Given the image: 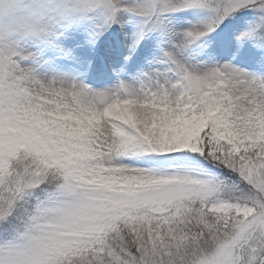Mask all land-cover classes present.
I'll return each mask as SVG.
<instances>
[{
  "label": "snow or ice",
  "instance_id": "obj_1",
  "mask_svg": "<svg viewBox=\"0 0 264 264\" xmlns=\"http://www.w3.org/2000/svg\"><path fill=\"white\" fill-rule=\"evenodd\" d=\"M89 4L105 23L142 17L133 47L170 13L209 15L166 68L112 90L42 80L0 49V264H264V80L184 54L264 0Z\"/></svg>",
  "mask_w": 264,
  "mask_h": 264
},
{
  "label": "rangeland",
  "instance_id": "obj_2",
  "mask_svg": "<svg viewBox=\"0 0 264 264\" xmlns=\"http://www.w3.org/2000/svg\"><path fill=\"white\" fill-rule=\"evenodd\" d=\"M250 9L253 23L233 19L232 13L220 22L224 28L222 36L215 27L188 45L184 54L203 66L228 63L264 80V51L254 46L256 33L264 29V13ZM207 16L206 11L197 9L170 13L166 27L146 29L133 47L142 17L121 10L115 20L105 23V13L94 9L62 22L43 39L22 42L18 50L27 58L19 62L42 80L70 77L92 90L116 89L120 81L136 85L144 81L145 72L167 67L160 62L163 50L181 40V29L198 24ZM243 32L249 34L241 37Z\"/></svg>",
  "mask_w": 264,
  "mask_h": 264
},
{
  "label": "clouds",
  "instance_id": "obj_3",
  "mask_svg": "<svg viewBox=\"0 0 264 264\" xmlns=\"http://www.w3.org/2000/svg\"><path fill=\"white\" fill-rule=\"evenodd\" d=\"M89 7V0H0V49L16 50L28 39H43Z\"/></svg>",
  "mask_w": 264,
  "mask_h": 264
},
{
  "label": "trees",
  "instance_id": "obj_4",
  "mask_svg": "<svg viewBox=\"0 0 264 264\" xmlns=\"http://www.w3.org/2000/svg\"><path fill=\"white\" fill-rule=\"evenodd\" d=\"M208 13V12H207ZM209 15V13H208ZM231 17L233 19H242V20H247L248 22L253 23V12L251 11L250 8H241L237 11H235ZM216 29L219 31V34L222 36L224 32L223 25L219 23L216 25ZM254 46L257 47L258 49H261L264 51V29L259 30V32L256 33V40L254 42Z\"/></svg>",
  "mask_w": 264,
  "mask_h": 264
}]
</instances>
